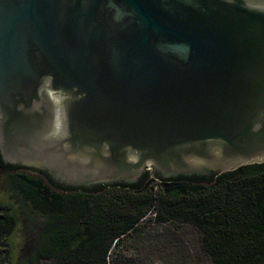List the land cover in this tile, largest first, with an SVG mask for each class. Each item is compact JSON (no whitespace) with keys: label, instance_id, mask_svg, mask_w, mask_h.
Masks as SVG:
<instances>
[{"label":"water","instance_id":"1","mask_svg":"<svg viewBox=\"0 0 264 264\" xmlns=\"http://www.w3.org/2000/svg\"><path fill=\"white\" fill-rule=\"evenodd\" d=\"M0 156L83 187L264 162V0H0Z\"/></svg>","mask_w":264,"mask_h":264},{"label":"trees","instance_id":"2","mask_svg":"<svg viewBox=\"0 0 264 264\" xmlns=\"http://www.w3.org/2000/svg\"><path fill=\"white\" fill-rule=\"evenodd\" d=\"M15 194L44 218L23 259L13 258L18 217L0 201V264H106L111 246L152 222L192 226L211 264H264V162L209 175L69 186L46 171L5 163ZM109 264V263H108Z\"/></svg>","mask_w":264,"mask_h":264},{"label":"rangeland","instance_id":"3","mask_svg":"<svg viewBox=\"0 0 264 264\" xmlns=\"http://www.w3.org/2000/svg\"><path fill=\"white\" fill-rule=\"evenodd\" d=\"M0 168V201L10 204L18 217L13 231V258L23 259L37 237L44 218L21 201ZM152 215L139 222L137 229L111 246L106 264H211L197 245L198 233L189 225L152 222ZM42 228V227H41Z\"/></svg>","mask_w":264,"mask_h":264},{"label":"flooded vegetation","instance_id":"4","mask_svg":"<svg viewBox=\"0 0 264 264\" xmlns=\"http://www.w3.org/2000/svg\"><path fill=\"white\" fill-rule=\"evenodd\" d=\"M146 171L148 172V174H150L151 176H155V175H158L153 169L151 168H148L146 169ZM53 178V177H52ZM97 185H101V184H97ZM93 186H96V185H93ZM81 187V186H80ZM92 187V186H90Z\"/></svg>","mask_w":264,"mask_h":264}]
</instances>
